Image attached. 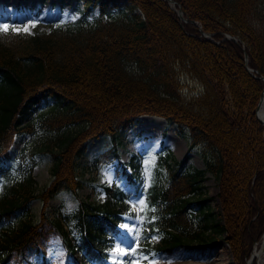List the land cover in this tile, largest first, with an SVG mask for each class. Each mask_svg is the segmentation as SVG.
Wrapping results in <instances>:
<instances>
[{
    "label": "trees",
    "instance_id": "trees-1",
    "mask_svg": "<svg viewBox=\"0 0 264 264\" xmlns=\"http://www.w3.org/2000/svg\"><path fill=\"white\" fill-rule=\"evenodd\" d=\"M119 1L83 0L87 10L96 5L99 15L74 31L0 32V165L11 157L16 134L32 128L24 122L32 108L44 101L54 103L40 126L58 133L42 149L53 157L50 183L36 194L29 168L0 194V223L25 215L0 232V264L39 252L45 233L26 218L31 201L46 205L60 191L80 188L78 159L89 140L109 136L113 147L103 157L116 158L118 135L141 115L188 129L189 147L209 153L205 167L182 170L163 151L157 160L164 171L155 174H163L165 183L151 175L141 186L133 157L131 171L120 168L104 186L103 201L82 200L74 212L50 221L69 257L66 264H107L130 201L139 216L133 253L170 254L222 238L232 262L245 264L264 231V124L255 111L264 93V10L257 0H173L174 8L167 0H126L142 17L110 19ZM181 74L197 81L200 93H183ZM207 172L218 180L221 216L197 223L192 212L203 211ZM35 264L53 263L44 258Z\"/></svg>",
    "mask_w": 264,
    "mask_h": 264
},
{
    "label": "rangeland",
    "instance_id": "rangeland-1",
    "mask_svg": "<svg viewBox=\"0 0 264 264\" xmlns=\"http://www.w3.org/2000/svg\"><path fill=\"white\" fill-rule=\"evenodd\" d=\"M258 8L264 10V0H257ZM137 11V10H136ZM139 13V11H137ZM125 0H120L117 7L110 9L112 19L121 20L132 15ZM97 6L89 7L88 10L83 0H0V32L14 31L19 33L34 34L60 30L63 32L77 30L79 25H86L98 17ZM183 84V93L193 83L185 77L180 76ZM189 93V91H187ZM53 100L42 102L32 108V112L24 122L32 125L30 131H22L16 134L9 149L10 158L6 159L0 166V194L7 190L8 186L22 178L23 173L31 169L34 178L35 193L38 194L51 181L50 175L53 157L42 149L49 145L51 140H56L57 132L47 131L40 126V116L48 112L53 105ZM188 129H180L175 124H168L162 117L141 115L136 124L120 133L116 142L118 158L107 160L103 157L105 150L113 147L109 136L89 140L83 155L78 159V174L80 175L81 187L76 191L63 190L52 197L47 204L40 199H34L29 206V214L26 218L39 225L45 236L40 240L39 252H25L17 255V259H11L9 264H35L47 258L53 264H65L68 255L64 250L62 241L57 233L50 227L53 218L60 217L64 213L75 211L80 201H103L105 199L104 186L110 185L117 176V171L125 167L127 172L131 171L128 163L134 157V163L138 164V182L144 186L148 184L150 176L159 183H165L164 175H157L156 169L164 171V166L158 164V154L165 152L180 162V168L194 170L205 167V157L209 156L203 147L194 145L190 148ZM164 156V153H162ZM206 181L203 182L202 198L205 199L203 211L195 209L193 217L197 223L205 222L212 218H220V207L218 201V180L210 173H206ZM161 183V184H162ZM144 196H140V200ZM130 211L122 215L119 223V234L109 252L108 264H234L233 256L228 245L221 238L215 244L194 247H178L170 254L159 251L133 253L138 241L137 223L139 220L136 206L130 204ZM194 209V208H193ZM155 207L150 209L151 220L156 217ZM211 215L206 216V212ZM146 215L147 212H146ZM25 215L22 213L9 221L0 223V232L9 227L17 226ZM152 240L158 241V234L152 236Z\"/></svg>",
    "mask_w": 264,
    "mask_h": 264
},
{
    "label": "bare ground",
    "instance_id": "bare-ground-1",
    "mask_svg": "<svg viewBox=\"0 0 264 264\" xmlns=\"http://www.w3.org/2000/svg\"><path fill=\"white\" fill-rule=\"evenodd\" d=\"M259 117L264 122V93L258 107ZM264 133V132H263ZM252 262L250 264H264V233L253 247Z\"/></svg>",
    "mask_w": 264,
    "mask_h": 264
},
{
    "label": "water",
    "instance_id": "water-1",
    "mask_svg": "<svg viewBox=\"0 0 264 264\" xmlns=\"http://www.w3.org/2000/svg\"><path fill=\"white\" fill-rule=\"evenodd\" d=\"M169 1V3L171 4V3H173V1L172 0H168ZM178 13H179V15L181 16V14H182V10L179 8V10H178ZM182 17V16H181ZM203 36H205V37H207L208 35L207 34H205V33H203ZM229 38H232L231 36H229V35H227ZM245 61H247V57H246V54H245ZM249 70H250V68H248ZM262 97H263V95L260 97V101H259V103L257 104V108H256V111H257V116H258V118H259V120L262 122V120H261V118L259 117V111H258V107H259V104H260V102H261V99H262ZM264 123V122H263ZM264 132V131H263ZM252 262V255H251V257L249 258V260L247 261V264H250Z\"/></svg>",
    "mask_w": 264,
    "mask_h": 264
}]
</instances>
